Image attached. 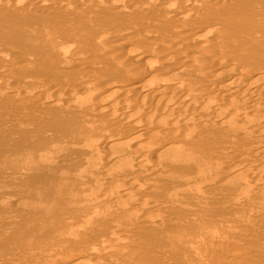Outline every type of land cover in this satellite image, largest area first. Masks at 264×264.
Returning <instances> with one entry per match:
<instances>
[{
    "label": "rangeland",
    "instance_id": "rangeland-1",
    "mask_svg": "<svg viewBox=\"0 0 264 264\" xmlns=\"http://www.w3.org/2000/svg\"><path fill=\"white\" fill-rule=\"evenodd\" d=\"M11 1L17 3L19 0ZM98 1L97 3L102 4V0L101 2ZM118 1L120 4L127 2L129 5H137L134 9L138 10L144 9V7L152 9L154 14L166 12L150 1L145 5L136 4L139 0ZM222 1L225 3V0H213L214 5H208L209 8L206 6V9L201 11L193 9L194 11L182 12L177 18L185 27L193 24L197 28L205 29L207 35L204 42L212 41L220 24L217 15L220 12L217 11L220 6H223ZM51 4L42 5V13L29 11L24 14L25 19L33 17L40 24L41 29L36 31L33 28L27 31V26L22 27L20 14H17L16 17L15 13H10V8L7 5L0 7V264H45L47 259L55 254H59L61 257L66 255L70 258L75 257V260L71 259L69 262H73V264L75 261V264H115L118 260L122 262L118 264H264V207H259L261 204L264 205V176L257 174L255 183L250 182L252 185L249 184L248 178L244 177L246 172L251 171L256 164L264 163V144L260 148L261 151L253 153L248 160L240 158L239 161H236L234 157L219 159V161H225L224 166H228L230 171L223 176L221 175L220 182L217 183L208 178L210 174L215 173L214 168L217 164H202L205 162L202 160L199 165H196L188 158L182 162V167L178 169V163L171 161V159L173 160L172 156H170L171 158L167 157V159L161 155L156 158H149V172L142 173L141 170H137V173L128 174L129 177L133 178L140 176L142 182L131 185L125 194L126 196L134 194L133 196H138L149 204L146 207L136 208L134 204L122 201L121 206L124 207L125 205L123 219V217L116 218L111 203H101L98 194H96V191L99 190L96 189L97 185L94 180L105 175L121 174L122 171H118V168H122L126 161L109 164L107 160H103L105 162L102 161V165L95 159L93 164L85 163L87 157L85 155V143L88 139L97 138L96 132L90 136L85 133L81 136L82 138L77 137V140L68 138L63 141L59 140L61 138L58 135L60 129H65V127L70 129L82 128L83 123L87 121L80 118L76 120L75 117L70 118V116L66 118L63 115L64 109L54 105L51 107L42 106L43 103L36 104L31 100L12 109V106L9 105L11 100L7 92H14L17 87L23 88L27 93L35 92L39 87L36 82L43 79L53 81L54 87H56L45 90L44 97L47 99H51L49 96L54 98L57 95L62 101L71 100L77 103L81 100L96 98V96L88 94L87 86H79L75 80L77 77L92 78L98 76L104 82H112L121 76L119 75L120 71L114 69V65L107 63L104 59L101 61L93 57L98 48L97 41L105 31L107 32L101 39L105 37L107 45L114 47L106 50V59L112 56L117 58L127 49L144 48L143 50H148L151 47L146 44L150 35L144 33L145 28H154L149 23L133 31L132 37L125 47L126 50L118 51L115 47L117 48V45L122 42L123 37L121 35L127 30L121 24L124 20L111 22L102 26L103 28H93L96 31L95 34H93V29L83 28L85 23L82 17H78V20L77 18L74 19L71 28L63 26L56 32L46 31L49 24L57 26L60 21L64 22L61 20V16L56 14L61 10V6L56 7L55 5L51 6ZM255 7L259 17L256 32L262 34L264 29L260 26V20L264 15V3H258ZM126 11V17L130 16V10ZM204 15L206 16L204 17ZM245 22V26L255 29L248 24L249 20ZM116 23L119 25L114 27L113 25ZM111 26L113 27L111 28ZM169 34L172 32L170 31ZM126 36L124 34V39L127 38ZM209 38L212 39L209 40ZM238 41L246 42L244 38H240ZM163 43L155 42L153 45V47L158 45V48L161 46L165 50L168 49L164 52L160 51L154 56V64L163 60L167 66L174 63L184 69L187 67L188 55L194 51L195 53L196 51L201 52L196 50L197 45H193L192 49L183 45V42L179 43L181 44L179 48H175L172 42L163 41ZM110 44H114V46ZM209 45L215 49L213 54L223 58V60L235 61L239 56L236 50L228 51L230 48L228 43H224L226 46L224 49H219L216 44L214 45V42ZM72 55L78 61H75ZM69 58L72 59V63L68 64ZM64 59L67 64L61 63ZM249 61L253 60L250 59ZM97 64L101 66H95ZM263 65L261 63L258 66ZM142 67L143 63L140 62V66L136 67V70H141ZM179 72L184 73V71L179 70L177 77L174 76L173 78L164 77L165 75L160 74L157 82L161 83L159 85L162 89L166 86L177 85L178 81L182 79ZM178 76L179 80H176ZM192 80L193 82H191ZM200 80L202 79L192 75L189 76V81L181 80L180 82L198 84L201 83ZM67 83H71L72 86L65 90L64 86H67ZM146 95H150L149 92L144 94V96ZM248 104L246 103V105ZM41 107L43 108L41 109ZM40 110H43L44 118L50 119L52 123L49 120L42 123L36 117V113ZM230 120L233 121L232 126L242 121L238 117ZM187 121L188 119L185 120V122ZM14 123H18L17 127L9 131L10 125ZM119 123V126L127 124L126 120H121ZM187 123L196 125L189 123V121ZM206 126L205 124H197L194 127L199 128L198 130H205L206 128L208 130V126ZM116 127L118 128L115 126L114 131H116ZM239 127L234 129L236 133L233 131L234 134L231 133L232 135H227V129L222 126L215 129L218 132L212 130L209 140L210 150H220L221 152L244 150L245 153L242 154V157H245L244 154L248 148L256 144L255 141L257 142V140L251 139V136L246 135V130L244 131V128ZM113 130L104 129L102 132L109 131L111 133L114 132ZM221 131L225 132L227 136ZM109 132L108 134H110ZM213 136L216 138L213 139ZM41 137L48 139L49 144L44 148L39 143ZM245 142L249 147L243 145V143L246 144ZM136 145L138 146V143L130 142L124 146L125 150L123 146L119 148L113 146L110 147L112 149H105V151L135 152L139 149ZM170 145L181 147L178 143H170ZM215 145L217 149H215ZM232 145L233 147H230ZM102 146L99 145V151H103ZM96 153L98 151L93 152V156L96 157ZM41 155L45 160H39ZM185 157H187L186 154ZM206 162L209 161L206 160ZM199 173L202 174L199 176L200 178L197 176ZM206 173H210L208 177ZM125 176H120L119 180L122 181V178H126ZM169 176L175 179L174 182L178 186V190L172 194L167 191L172 188L168 186L172 183V181H168ZM207 178L209 181H206ZM258 179H261L259 183L257 182ZM104 187L103 190L105 191L115 188L108 183H104ZM245 189L251 193L249 191L247 193V190L245 192ZM165 193L170 197L167 194L165 196ZM161 203L171 206L180 204V206L171 211ZM96 204H102V207L100 210L93 211L92 207H95ZM106 214L110 215L104 217ZM174 216L176 219L173 218ZM178 217L183 219H180V223ZM117 219L119 221L121 219L127 220L119 222ZM117 223L120 226H116ZM181 223H185V226ZM112 226L113 228H111ZM114 227L121 230L123 228L126 233L124 235L119 233L118 237L116 235H114L115 237L110 236ZM125 227L131 230L125 229ZM200 230L203 231L204 235H208H206L207 238H204ZM115 256H118V260ZM130 256L133 258L131 257L128 261ZM55 263H59V261L52 264Z\"/></svg>",
    "mask_w": 264,
    "mask_h": 264
},
{
    "label": "bare ground",
    "instance_id": "bare-ground-1",
    "mask_svg": "<svg viewBox=\"0 0 264 264\" xmlns=\"http://www.w3.org/2000/svg\"><path fill=\"white\" fill-rule=\"evenodd\" d=\"M97 1L98 0H64V1L19 0L17 3L16 2L12 3L11 0H0V7H2L3 5H7V7L10 8V13L11 12H13L12 14L15 13L14 14L15 16L17 14H20V17L22 18L21 19L22 21H20L22 23L21 25L22 27L27 26L28 27L27 31H29L30 28H33L34 31L40 30L41 26L39 23L36 22L37 20L35 18L34 19L36 21L33 19V17L32 18L28 17L27 19H25L26 17L24 16V14L29 11L35 13H42L43 12L42 5L47 3L49 4L52 3L51 6L53 5H55L56 7L61 6L60 7L61 10L58 11L56 14L60 15L61 20L64 22L61 21L59 22L58 20L59 24H57V26H53L52 24H49L48 27L46 28L47 29L46 31L56 32L61 28H63V26H67L68 28H71L73 26L72 25L73 21H75L74 19L77 18L78 20V17H82V19H84L85 25L84 27L83 26L82 27L83 28L86 27V29L98 28L104 25H108L111 22L115 23L118 22V20L119 21L124 20L121 24H123V27H125L127 30H125L121 35L123 37L122 42L117 45V48L115 47L117 51L121 49L126 50L125 47L129 42L130 38L132 37L133 31H136L139 28L144 27L145 24L149 23L150 25L154 26V28L152 29L145 28L144 33L145 35L146 34L150 35V38L146 40V44H149L152 48L150 47L148 50H143L144 48L143 49L140 48L136 50L127 49L126 52H124L121 56L117 57L116 55L117 58H113L112 56V57H107L106 59V55H107L106 50H110V48H114V47L107 45L105 37L101 39V37H103L105 32H107L105 31L102 34V36L98 39L99 41H97L98 48L95 51L96 53H94L95 55H93V57L101 61L102 59H104L107 61V63H111L112 65H114L115 66L114 69L120 71L119 75L121 76L119 77L118 75L119 78H116L112 82L111 81L104 82L98 76L92 78L77 77L75 83L79 86H84V87L87 86L86 91L88 92V94L92 96H96V98H94L93 100L86 99V101L81 100L75 103L71 100L62 101L57 97V95H55V97H57L58 99L55 97L52 98V96H49L51 97V99L50 98L47 99L44 97L45 96L44 92L46 89L48 90L53 88L54 82L45 79L36 82L37 86L39 87H37L35 92L30 90L31 92L27 93L23 88L17 87L14 92L11 93L7 92V95L10 97L11 102L9 105L12 106V109H15L18 105H22L28 102L29 100H31L36 104L40 102L43 103L42 106L51 107L54 105L64 109V111L63 110L62 111H63V115L66 118L70 116V118L75 117L76 120H79L80 118L81 120L83 119L87 121L83 123L84 125L82 128L70 129L69 127L68 128L65 127V129L63 128L60 129L59 130L60 133L57 134L61 136L59 140L61 139L63 141L65 138L71 140H77V137L82 138L81 136H83L85 133L90 136L94 132H96L98 134L97 138L88 139L87 143H85L86 145L85 155L87 156V157L85 156L86 157L85 163H87L88 165L93 164L95 162V159L96 161H98V163H101L103 160H107L109 164H113L116 162L122 163L121 161H126V164L123 163L122 168L121 167L118 168V171H122L121 174L105 175L103 177H99L94 180L97 185L96 189L99 190L96 191L97 192L96 194H98L99 196L98 197L99 200L101 201L102 204L106 202L108 204L111 203L113 205L115 209L114 208L112 209L114 212L112 213L116 215V218L123 217L124 219L125 205L124 207L121 206L123 202L132 203L136 206V208L146 207V205L149 204L148 202H145L144 200L138 198V196L137 197L133 196L134 194L133 195L131 194L129 196L125 195L126 190L131 185L140 184L142 182L140 176L137 175L138 177L135 176L133 178L131 176L129 177L128 174L137 173L136 172L137 170L139 171L141 170L142 173L149 172L150 171V167H149L150 165H148L150 163L149 158H156L161 155L167 159V157L172 156L173 160L171 159V161H175L178 163V169L182 167V162L188 158H190L188 160H192V162L196 165H199L202 160L205 161L202 164H212V163L217 164L215 165L216 168H214L216 174L212 173L213 175H211L210 172L209 173L210 177H208L209 174L206 173V175L208 174L207 177L209 179H213L217 183L220 182L221 175L223 176L224 174H227L230 171L228 169V166H224L225 161L222 162L219 161V159L234 157V160L236 161H239L240 158H244L243 160H248L249 156L253 155V153L255 152L258 153V151H261L260 148L262 147V144H264L263 143L264 32H262L263 35L256 32V24L259 21V17L255 5L258 3H264V0H225V3L222 1L224 4H222L223 6H220L217 11L218 13L220 12V14H217L218 18L220 19L219 27L217 29V32H215L216 35L214 34L215 37L214 38L212 37L213 39L209 38V40L212 39V41H208V42H204L205 41L204 39H206V35H207V33L204 31L205 29L203 30L201 28H197L196 26H193V24L191 26L185 27L184 24L180 23L177 16L182 12L191 11L193 9H195L196 11L204 10L206 9L205 8L206 6L213 4V0H139L138 3H136L140 5L141 4L145 5L146 3H148V1L155 3L160 7V9L166 11V12L162 11V13L160 14H156V13L154 14L152 9L145 7L144 9H140V10L136 8L134 9V7H136L137 5L135 6L129 5L127 2H122L120 4L118 3L119 2L118 0H102V2L101 0L98 1L101 2L102 4L97 3ZM207 8H209V6ZM128 9L130 10L131 15L130 16L128 15V17H126L127 14L126 10ZM97 12H99V14H97ZM206 15H204V17ZM186 19H190V18H186ZM247 20H249L248 24H250L251 27L255 29H251L250 27L244 25V23H246L245 21ZM117 25H119V23H116L113 26L116 27ZM113 26H111V28ZM260 26L264 29V15L260 20ZM170 31L172 32V34L168 35ZM95 32L96 31H94L93 34H95ZM88 34H89V30H88ZM124 34L127 35L126 36L127 38L125 39H124ZM240 38H244L246 42L238 41ZM104 39L105 42H103ZM142 39L144 40L145 38ZM163 41H166V43H170V42L174 43L173 46L175 48L180 47L179 46L181 45L179 44L180 42L181 43L183 42V45H186L189 48L190 47L192 48L193 45H197L196 50L198 49L201 52L196 51L195 53L194 51L193 53H190L188 51L190 54L189 55L187 54L188 57L186 56L187 67H184V69L180 68L181 67L180 65L177 66L174 63L167 66L165 62L163 63V60L162 62H157L156 64H154L153 63L155 58L154 56L160 51L164 52L168 50V49L165 50V48H161V46L160 48H158L159 46L156 44H155L156 46L153 47L155 42L162 44ZM212 42H214V45L216 44L219 49H224L226 47L224 43H228V46L230 47L228 50L229 52L233 50L238 51L239 56L237 60L235 61L223 60V58L221 59L220 57L214 55L213 53L215 49L211 45H209ZM110 45L114 46V44H110ZM70 58L68 60H70ZM72 58H74L73 55ZM75 59L76 58H74V60ZM250 59H252L253 61H249ZM70 61L68 62V64L72 63V61L71 62ZM140 62L143 63V67L141 70H136V67L140 66ZM61 63L67 64V61H65L64 59L63 61H61ZM261 63L263 66H258L261 65ZM95 66L98 67L99 65L97 64ZM179 70L184 71L183 74L179 72V74H181L182 76L181 79L182 81H189V76L194 75L198 79H202L200 80L201 83L188 84L189 82L188 83L180 82L181 81L180 80L178 81L177 85L166 86L162 89L161 86L159 85L161 83L157 82L158 78H160L158 76L161 74V75H165L164 77H169V78L170 77L173 78L174 76L177 77ZM176 80H179V76L178 79L176 78ZM191 82H193V80ZM184 83L188 85L186 86ZM70 86H72L71 83L68 84L67 86L65 85L64 86L65 90H67ZM56 91L58 92V90ZM147 92H149L150 95L144 96V94ZM45 94L46 96H48L47 93ZM246 103L249 104L246 105ZM42 108L43 107H41V109ZM44 115L45 114L43 110H40L39 112L36 113V117L39 118L42 121V123L47 122L48 120L51 122L50 119H45ZM235 117L241 118L242 121L240 123L238 122V124L236 123L235 126H232L233 121L230 119ZM185 118L188 119L189 123H194L196 125L197 124L207 125L208 130H206L207 128L205 130H198L199 128H195L196 125L188 124L187 123L188 121L185 122L186 120ZM121 120L124 121L126 120L127 124L125 126L124 125L119 126L120 124L119 122ZM17 125L18 123L11 124L10 125L11 129L9 131L16 128ZM115 126H118V128L116 127V131L113 130ZM221 126L224 127V129L225 128L227 129L226 132L227 135H232L231 133H233V131L236 133L234 129L240 126L242 129L244 128V131L246 130L245 133L247 132L246 133L247 136H251V139L253 138L257 140V142L255 141L256 144H253L250 148H248V151L245 150L246 151V154H244L245 157H242L243 156L242 154L245 153L243 152L244 150L236 151V152L234 151L221 152L220 150L212 151L210 150L211 148L209 141L211 139L210 134H212L211 133L212 130L216 131L215 129H218L219 127L221 128ZM104 129L113 130L114 132L110 133L109 131H106L105 133H103L102 131ZM108 132L111 135L108 134ZM223 133L225 134V132ZM233 137H231V140H233L232 139ZM42 138L43 137H41L39 143L40 146L44 148L49 143L47 142L48 139L43 138L44 139L43 141ZM212 138L215 139L216 137L213 136ZM49 142L51 143V141ZM130 142H132L133 144L138 143V146L137 145L136 146L139 147V149L135 152L121 151V153L114 152L113 150L111 152L105 151V149H109L110 147L113 146L114 147L116 146L117 148L122 146L124 147ZM170 143L171 144L178 143L180 144L181 147L180 148L175 147V145H170ZM99 145H103L101 147L103 151L98 150ZM243 145L248 146L247 143L246 144L243 143ZM230 147H233V145ZM215 149H217L216 145H215ZM95 151H98V153H96V157L93 156V152ZM185 154L187 157H185ZM39 160H45V158L41 155L39 156ZM206 160L209 162H206ZM246 173L247 174L244 177H246V179L248 178L247 180L249 184L252 181H253L252 183L254 184L255 178H257L256 176L257 174L264 176V163L256 164L251 169V171H247ZM200 175L202 176L201 173L197 175L198 178H200L199 177ZM120 176H125L128 179L122 178L123 180L120 181L119 180ZM208 178L206 179V181L208 180ZM261 179H258L257 182L259 183V180ZM174 180L175 179H172V177L169 176L168 181H172V183L168 185L169 187H172L167 190L169 194L175 193L178 190V186L176 185V182H174ZM104 183H108L109 185L114 186L115 188L114 189L112 188L109 191H105L103 190L105 188ZM252 183L250 185H252ZM246 190L247 189H245V192ZM248 191L249 190H247V193ZM249 192L251 193V191ZM166 194L167 193H165V196ZM167 196L170 197V195L168 194ZM102 204H96L95 207H92L93 211L100 210ZM161 204L163 206H167L166 209H169L171 211L177 209L178 206H180V204L177 205L173 204L172 206L170 204L168 205L165 203H161ZM92 206L94 205L92 204ZM259 207H264V205L261 204V206ZM109 212L110 210L108 211V213ZM107 215L110 214H106L104 215V217ZM173 218H175V216ZM180 219L181 218H179V223L181 220H183ZM117 220L119 221V219ZM126 220H122V221H126ZM181 224L185 226V223L184 224L181 223ZM115 225L117 226L119 224L117 223ZM111 228H113V226ZM140 228L138 229L140 230ZM125 229L131 230L130 228H126V227ZM125 231L126 230H124L123 228L121 230L117 227H114V229L110 232V236L112 235L113 237H115L114 235H116L118 237L119 233L124 235V233H126ZM200 231L201 233L203 232L202 230ZM206 235H204V238H207L208 235L207 236ZM140 245L143 246V244ZM67 256L68 255H66L65 257H61L59 256V254H55L49 259H47L48 261L47 262L45 261L46 262L45 264H52L56 261H59V263H55V264H68L71 261V259L75 258V257L70 258ZM116 257L118 260V256H115V258ZM131 257L132 256H130V258L127 260L129 261ZM119 258L121 259L122 257ZM124 259L126 260V258ZM97 260L99 261V259ZM119 262H120L119 260L116 261L117 264ZM69 264H73V262Z\"/></svg>",
    "mask_w": 264,
    "mask_h": 264
}]
</instances>
